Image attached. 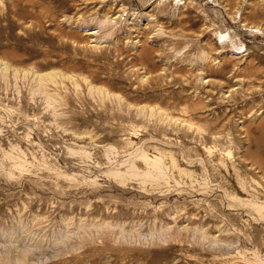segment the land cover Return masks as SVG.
<instances>
[{
	"label": "rangeland",
	"instance_id": "1",
	"mask_svg": "<svg viewBox=\"0 0 264 264\" xmlns=\"http://www.w3.org/2000/svg\"><path fill=\"white\" fill-rule=\"evenodd\" d=\"M0 60V264H264V0H0Z\"/></svg>",
	"mask_w": 264,
	"mask_h": 264
},
{
	"label": "bare ground",
	"instance_id": "2",
	"mask_svg": "<svg viewBox=\"0 0 264 264\" xmlns=\"http://www.w3.org/2000/svg\"><path fill=\"white\" fill-rule=\"evenodd\" d=\"M144 67V66H143ZM8 69H10V67H9V64L7 63V62H4V61H1L0 60V74L2 75V77L4 78V77H6L7 75H6V73H7V71H8ZM12 70V69H11ZM11 72H14V75H16V73L18 72L17 71V69H13V71H11ZM24 73V72H23ZM56 76V74L53 72V71H47V72H42V73H39V72H34V74H33V81H34V83H35V86L37 87V88H34L33 87V90H36V89H40V87H41V85H42V82H44V81H50V80H52L54 77ZM66 76V75H65ZM84 77V76H83ZM5 79V78H4ZM57 83V82H56ZM73 83H75V82H73ZM90 83V82H89ZM88 83V84H89ZM87 86V85H86ZM89 86V85H88ZM98 89V88H97ZM102 89V88H101ZM101 89L99 90L100 92H101ZM94 91V90H93ZM106 92V91H105ZM108 94V93H107ZM46 97V96H45ZM50 97V96H49ZM51 98V97H50ZM48 99V98H47ZM48 100H50V99H48ZM49 106H51V105H49ZM150 108V107H149ZM154 109V108H153ZM162 109V108H161ZM153 111V110H152ZM157 112H158V109H157ZM155 113V112H154ZM174 118V117H173ZM143 153V152H142ZM148 156H146V155H144V154H142V155H140V157H139V162L140 163H143V164H145L147 167V169H148V171L147 172H145V173H143V175H141L142 177H148V178H154L153 180H158V179H161L163 176H164V173H163V170H162V166H160V160L157 158V157H153L152 159H149V158H147ZM17 164V163H16ZM137 168L138 167H136V165L135 164H132L131 166H130V171H129V173L127 174V175H125V174H123L121 171H118V172H115V173H113V175H114V177L116 178V179H119V180H121V181H123V180H125V179H129V178H132V176H138V174H137ZM139 170V169H138ZM144 171V170H143ZM254 203V202H253ZM250 204V203H249ZM182 210V209H181ZM262 215V214H261ZM185 216V215H184ZM264 217V216H263ZM91 221V220H90ZM165 221V220H164ZM177 224V223H176ZM210 224V223H209ZM217 226V225H216ZM185 228V227H184ZM196 228V227H195ZM222 229V228H221ZM82 231V230H81ZM183 231V230H182ZM95 233V232H94ZM69 234V233H68ZM81 234V233H80ZM109 234V233H108ZM182 234V233H181ZM98 235H100V234H98ZM177 235V234H176ZM176 235H174V236H176ZM184 235V234H183ZM212 235V234H211ZM104 236H106V235H104ZM113 236V235H112ZM116 236V235H115ZM152 236V235H151ZM178 236V235H177ZM135 237V236H134ZM154 237H155V235H154ZM168 237V236H167ZM170 237V236H169ZM72 238V237H71ZM82 238V237H81ZM90 238V237H89ZM115 239H116V237H114ZM187 238V237H186ZM69 238L68 237H66V240H68ZM144 239V238H143ZM164 239V238H163ZM217 239V238H216ZM65 238H64V236H61L60 238H58V241H60L61 243H63V245H64V243H65ZM76 240V239H75ZM122 240H124V239H122ZM125 240H126V238H125ZM128 240H130V239H128ZM147 240V239H146ZM152 240H153V238H152ZM159 240V239H158ZM208 240V239H207ZM80 241H81V239H80ZM119 241V240H118ZM127 241V240H126ZM125 241V242H126ZM151 241V240H150ZM200 241V240H199ZM203 241V240H202ZM134 242H135V240H134ZM146 241H144V243H145ZM149 242V241H148ZM160 242V241H159ZM166 242V241H165ZM194 242V241H193ZM68 244H69V242H67ZM76 243V242H75ZM154 243V242H153ZM195 243V242H194ZM199 243V242H198ZM204 243V242H203ZM67 244V245H68ZM77 244V243H76ZM81 244V243H80ZM129 244H130V242H129ZM148 244V243H147ZM152 244V243H151ZM209 244V243H208ZM62 245V244H61ZM63 245H62V247H63ZM65 245H66V243H65ZM82 245V244H81ZM210 245V244H209ZM73 246V245H72ZM83 246V245H82ZM158 246V245H157ZM200 246V245H199ZM17 247V246H16ZM56 247H58V246H56ZM65 247V246H64ZM67 247V246H66ZM77 247V246H76ZM79 247V246H78ZM81 247V246H80ZM209 247V246H208ZM220 247V246H219ZM14 249H16L15 248V246H14ZM62 249H64V248H62ZM64 250H66V249H64ZM68 250V249H67ZM70 250V249H69ZM75 250V249H74ZM216 250V249H215ZM16 251V250H15ZM218 251H219V249H218ZM71 252V251H70ZM16 253H17V251H16ZM22 253H24L23 251H22ZM29 253V252H28ZM217 256V255H216ZM215 256V257H216ZM15 257H17V256H15ZM17 258H19V257H17ZM16 258V259H17ZM13 260H14V257L12 258ZM20 262V261H19ZM18 262V263H19Z\"/></svg>",
	"mask_w": 264,
	"mask_h": 264
}]
</instances>
